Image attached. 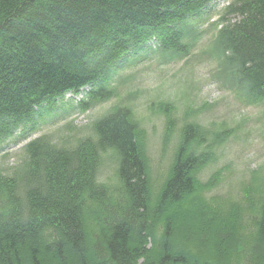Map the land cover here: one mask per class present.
Instances as JSON below:
<instances>
[{"label": "trees", "instance_id": "trees-1", "mask_svg": "<svg viewBox=\"0 0 264 264\" xmlns=\"http://www.w3.org/2000/svg\"><path fill=\"white\" fill-rule=\"evenodd\" d=\"M217 1L0 0V144L18 133L26 139L40 110L67 92L83 91L82 112L111 100L117 95L114 76L142 52L183 60L201 40L202 21ZM229 6L212 45L217 75L258 104L264 102V0H232ZM132 115L129 107L115 105L92 124L95 141L74 147L36 138L25 145L21 165L0 173V264H46L71 254L80 264H264V202L248 224L236 208L213 211L197 228L179 223L203 215L197 200L209 185L197 173L210 152H197L205 132L200 126L184 128L156 204L148 207V158ZM172 131L170 123L167 136ZM108 151L116 154L124 201L103 205L107 189L98 171ZM91 200L103 206L104 221L99 227L95 217L100 237L92 243L86 217ZM157 218L165 231L146 250ZM192 235L200 240L192 244ZM229 248L242 251L241 260L238 252L230 259Z\"/></svg>", "mask_w": 264, "mask_h": 264}, {"label": "rangeland", "instance_id": "rangeland-1", "mask_svg": "<svg viewBox=\"0 0 264 264\" xmlns=\"http://www.w3.org/2000/svg\"><path fill=\"white\" fill-rule=\"evenodd\" d=\"M231 1H217L212 13L202 21L200 30L204 34L201 40L183 60L164 61L157 53L142 52L132 61V65L114 76L112 85L117 95L111 100L84 112L78 107L81 96L79 100L65 96L50 107L44 106L29 126L28 133L25 132L26 139L21 140V134L18 133L0 144V173H11L21 165L26 159L25 145L39 137L68 147H74L85 139L94 142L92 124L115 105H125L132 111L133 120L139 129L142 152L148 158L151 182L149 208L155 206L169 175L184 128L194 124L205 131L196 147L198 154L210 152V160L197 173V178L201 184L209 187L200 194L201 202L197 200V203H201L198 206L203 215L198 213L179 223H189L190 228H197L210 214L225 213L231 208L238 209L239 216L247 224L251 222L249 216L264 202V102L248 103L217 75L219 60L212 53V45L217 30L222 26L219 22L226 15ZM170 123H173V131L167 136ZM219 132H227L226 137H218ZM117 167L114 152L108 151L101 155L98 182L107 189L103 201H100L103 205L124 201ZM87 203V240L92 243L96 236L100 237L95 217L100 219L98 226L101 227V223H104L101 218L103 206L97 205L94 200ZM165 228L161 218H157L152 231L155 235L144 240L146 250H153L150 248L153 238L161 239ZM252 229L250 226L245 233L248 234ZM44 235L45 238L50 236L49 233ZM198 240L199 237L192 235L190 242L193 244ZM45 242L43 239L42 250ZM190 242L188 244L191 246ZM234 253L241 260L243 253L238 249L229 248L226 255L231 257ZM91 259L89 255L86 257V260ZM45 263L80 264L75 254H71L70 259L52 256Z\"/></svg>", "mask_w": 264, "mask_h": 264}]
</instances>
